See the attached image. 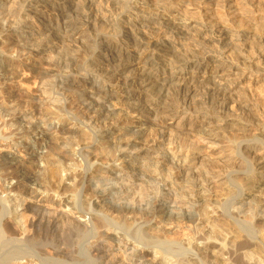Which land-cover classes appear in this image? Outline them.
Instances as JSON below:
<instances>
[{
	"label": "bare ground",
	"instance_id": "bare-ground-1",
	"mask_svg": "<svg viewBox=\"0 0 264 264\" xmlns=\"http://www.w3.org/2000/svg\"><path fill=\"white\" fill-rule=\"evenodd\" d=\"M6 1L0 0V6L5 5ZM37 1L22 0L17 7L18 10L13 14L14 19L0 22V32L7 28H11L14 32L25 31L24 28L26 26L24 22L26 17L29 16L30 11L33 10L34 3ZM105 2L106 0H78L79 4L75 7L80 8V10L83 9L84 14H82L83 12L80 13L77 9L79 14L82 15L77 16L74 14L76 15L74 17L70 15L69 11L71 10H69L67 4L48 2V5L54 11L55 22L44 26L47 30L41 36V41L39 40L42 44L53 42L55 40L54 37L57 39L56 36L59 32L64 31L69 34L73 30L81 28V26L86 28L88 30L86 31L89 33L87 37L85 36V43L82 42L83 44L78 46L80 49L72 52L75 55L74 62L79 63L74 64V66L67 64L55 66L47 74L44 73L48 76V78L47 76L45 77L46 79L52 78L49 83L50 86L47 84L49 91L57 93L65 111L60 109L61 111L59 110L58 112L55 111L43 116L41 115L40 119H37V123L30 127L26 126L24 130L28 135L34 132L36 128L51 130L50 134L51 132L52 134L49 135V139L53 140L54 145L53 147L51 145L52 149H49L50 151H42L43 153H39L40 155L38 156L45 160V166L37 170L36 166L30 164L24 165V163H20L21 161L13 162L8 156H5L0 161V182H3L4 192L6 193L5 197L0 196V264H23L16 261L18 258H25L26 264H145L143 260L148 257L146 248L148 245L150 246L155 243V255L152 258V264H207L200 256L191 252V249H193V246H190L191 244L185 247L181 243L173 242L179 248L188 250V253L193 254L194 257L190 256L191 258H187V256L175 255L166 246L170 244L168 241L155 240L151 237L153 233L151 234L146 229L144 230L143 223L138 219V216L137 218L130 214L132 217L126 220L123 219L122 216L124 214H122V216L118 215L121 217L117 218L116 215L115 218L113 217L114 215L111 216V214L104 211L105 209L102 210L99 204L93 200H83L82 192L87 188H92L96 193L99 190H112L111 196L116 198L115 194L118 193V190L123 189L124 185L133 181L131 179L133 173H124L125 175L123 176L120 173L129 167L126 161L134 155L133 150L138 146L137 140L139 135L143 134V130H135L132 133L134 137L124 141L120 135L119 138L116 137L117 140L115 142L111 143L107 138L109 143L106 147L104 136L100 135L99 130L95 129L97 124L93 126L92 122L96 119H102L103 115L105 116L106 114V112L105 114L103 113L106 109L112 115V117H109V121L114 119V121L107 123L109 125L107 126L108 131H111V126H113L112 128L118 126L122 119L131 118L133 113L141 114L146 110L155 111L158 108L159 101L164 97L171 98L174 102L171 104L170 113H173L171 117H175L177 114H182V118H184L185 116L199 113H217L220 116L225 113H238L242 104L240 105L236 99L230 98L229 92L231 91L232 82L228 81L231 76L225 77L226 75L223 76L222 73L217 74L218 78L216 80L213 79L215 81L211 85L208 84L209 86L207 85L205 88L208 101L203 106H199L195 101H190L196 94L195 90L193 91L194 87L192 88V84L188 82L186 76L188 69L192 68L196 70L203 66L206 67L209 62L213 61V56L220 57L219 55L224 51L223 46L221 47L224 38L234 35V33L228 31L225 26H221V20L216 15H202L201 21H195L200 27L206 28L207 32L203 36H198L191 32L194 24L188 22L187 13H183V15L179 13L177 14L178 17L170 15L169 12L164 13L163 10L152 9L147 11L143 7L131 5L125 12L120 11V14L118 12L114 17L111 13L107 12L109 5L105 6ZM113 20L114 22H112ZM236 34H239L240 40L239 43L235 44L239 53H248L249 58L243 59L242 62L240 61L241 63L239 62L235 66H231V68L229 67L230 70L232 69L233 73L239 77L246 76V74L252 76L255 72L264 73V33L254 36L241 35L240 32H236ZM163 44L168 45L169 51L167 50L168 52L166 53H160L158 50V47ZM1 47L3 46L0 45V50L2 49ZM6 47L10 48L9 46ZM12 48L10 49L12 50ZM10 49L7 50L9 51ZM102 51L105 53L104 58L100 57ZM130 52H134L137 55L139 63H141L140 70L132 75H126L124 74V66L130 63ZM7 58L4 60L0 58V69L6 67L7 62L12 61V58L9 56ZM159 61H162L161 65H159ZM240 64L243 65V68H241L242 65L240 66ZM9 71L5 70L2 75L11 73ZM79 77L88 79L93 89L104 88L105 94L112 95L114 92L116 94L117 92L125 93L128 88L133 86L138 87L139 92L127 95V98L124 101L122 100L123 108L121 106V109L112 108V105L104 103L105 101L103 100L100 101L99 98L95 97L96 99H94L87 93H80L78 97L82 102H85V106L81 112H75L72 109H66L65 106L68 101L67 91L72 85L69 82L73 79H79ZM47 85L45 84V87ZM172 86L176 87L174 93L170 91ZM253 89H251V82H247L245 91L249 95L251 94L248 97L250 104H244L243 107L256 105V112L249 114L252 117L259 118L264 131V95L259 94L262 89L259 93H252ZM3 101L0 102V136H11L7 145L9 146L8 148H12L16 145L14 137L17 136L18 131L9 129L4 134L1 133L4 132L1 130L3 127L7 130L6 127L17 125L19 116L13 113L15 112V108L20 107V101L15 103L18 105L12 110L11 108L13 107ZM11 111L14 112L11 113ZM54 121H59L62 126L58 129L52 128ZM73 121L82 123L83 128L68 127L67 124ZM123 130L126 131L128 129L124 128ZM263 131L262 133H264ZM13 134L14 136H12ZM92 138L95 141L98 139V141H102L101 143H105L101 144L103 147L101 151L94 152L91 148L90 142H92ZM197 139L199 140H197L198 143L203 141L202 137ZM255 139L264 140L261 136ZM44 140H46V137L44 139L33 138L32 143L41 144ZM197 141H194L196 142L195 144H197ZM242 146H239L240 154L247 155V157H252L253 159L258 156L256 154L252 155L257 150L256 144ZM71 147L74 148L75 152H70ZM188 154L189 150L186 157ZM170 161L172 162V160ZM7 166L9 168L11 166L12 174L19 177L21 185L25 186L29 185L27 183L34 179L35 172L38 171V173L41 172L44 175L42 176L43 181L40 182L42 184L45 182L46 187L42 188L41 183L38 185L39 187H31V191H29L31 194L38 195L37 193L40 192H52L54 193L53 196H56L61 193L60 188L67 180L73 181V185H76L77 190L63 201L67 206L70 205L72 208L70 210L62 208L60 205L61 199L58 202L59 204L56 205L51 201L49 204H44L34 198L32 199V196L27 199L11 197L9 193L15 188L13 186L8 188L7 181L10 175L4 172V170L2 171ZM255 167V164H252L251 168L255 169ZM91 168L94 171L110 176H106L105 178L99 177L95 180L96 177L93 176L94 171L90 175L88 174ZM155 168L159 169L160 164L157 163ZM171 170L164 181L169 179L170 182V178L173 177ZM63 171L69 174L64 176L65 173H62ZM112 175H115L117 178H112ZM151 180H154V178L151 177ZM103 181H107V185L104 186ZM155 181L158 187L157 191H159L162 181L159 182L156 179ZM169 182L167 181V183ZM170 183H173L172 180ZM40 186L42 187L40 188ZM155 189L153 188V191ZM247 194L245 192L241 195L245 197ZM259 200L261 202L264 201V196ZM259 200L258 205L261 207ZM114 205L117 206L116 204ZM164 208L166 209V207ZM162 209L163 206L156 203L148 211L150 214L155 215L159 211L162 212ZM172 210L168 211L167 214L172 216ZM259 211L258 209L257 213H254L253 219L250 221L253 228L251 239L247 238L243 242L237 243L235 250L231 249L232 246H223L222 249L227 258L239 252L238 248L240 250L243 246L248 245L254 250H252V254L254 252L256 258L258 257L257 259L264 264V231L259 230V225L257 227L255 223L263 215V210L262 213H258ZM6 214H12L11 221L4 219L5 222L3 220V216ZM197 218L194 215L190 216V220L196 221ZM143 222L146 221L143 220ZM198 224L196 225L198 226ZM198 231L195 232L196 238H199L202 233ZM148 233L151 234L150 237ZM163 236L161 238H164ZM255 255L252 256L255 257ZM221 256L223 257V254ZM250 258H248L249 261L247 260V263L240 261V264H256ZM255 261L257 262V260ZM149 262L151 263V260Z\"/></svg>",
	"mask_w": 264,
	"mask_h": 264
},
{
	"label": "rangeland",
	"instance_id": "rangeland-1",
	"mask_svg": "<svg viewBox=\"0 0 264 264\" xmlns=\"http://www.w3.org/2000/svg\"><path fill=\"white\" fill-rule=\"evenodd\" d=\"M21 2L22 0H7L5 5H1L0 22L14 19L13 14L18 10L17 7ZM48 2H65L64 4H67V7L71 10L69 13L72 17L79 16V11L84 14L83 9L76 8L79 4L78 0H38L34 3L35 6L30 11L29 16L26 17L24 24L27 28H24L25 31L14 32L11 28H7L0 32V45L3 46L0 50V58L3 60L8 59V56L12 58V61L6 63V67L0 69V102L4 100L3 102L13 107L11 108L12 110L18 105L15 103L20 101V107L15 108V112L11 111V113L14 112L13 114L19 116L17 125L6 127L7 130L3 127L1 130L4 131L1 132L4 134L9 129L18 131L17 136L14 137L16 145L8 148L7 142L10 141L11 136H0V161L5 156H8L13 162L21 161L20 163H24V165L30 164L36 166L37 170L43 168L46 163L43 158L38 156L42 151L46 152L52 149L51 145L52 147L54 145L53 140L49 139V135L52 132L50 134L51 130L36 128L34 132L28 135L24 130L26 126L30 127L37 123L41 115L43 116L55 111L58 112L60 109L65 111L57 93L49 91V83L52 78L46 79L45 77L47 76V72L55 66H63L64 64L74 66V64L79 63L74 62L75 55L72 52L80 49L78 46H81L82 42L85 43L89 33L86 28L81 26V28L75 29L69 34L64 31L65 35L63 32H59L60 35L58 33L57 39L54 37L55 40L53 39V42L42 44L40 42L41 36L47 30L44 26L55 22L54 11L48 5ZM107 4L110 10L107 12L111 13L114 17L118 12L120 14V11L125 12L131 5L143 7L147 11L152 9L163 10L164 13L169 12L173 16H178L177 14L179 13L181 15L187 13L188 22L194 24L191 32L198 36H203L207 32L206 28L200 27L195 21H201L202 15L218 16L221 20L220 25L225 26L234 35L224 38L223 45H221L224 51L219 55L220 57L213 56V61L209 62L206 67L203 66L204 68L200 67L196 70L192 68L188 69L186 76L188 82L192 84V88L194 87L193 91L195 90L196 94L194 96L196 98L192 97L189 99L192 102L198 103L199 106L206 104L208 101L205 94L206 86L208 84L211 85L218 78V73H222L223 76L226 75L225 77L231 76L230 80L228 79V82H232L231 91L229 92L230 98L236 99L242 105L238 113L235 112L234 114L225 113L220 116L217 113H211L212 115L199 113L188 115L184 118H182V114H177L175 117H171V114H173L170 113L171 104L174 102L171 98L164 97L159 101L158 108L155 111L146 110L141 114L133 113L131 118L122 119L118 126L114 128L111 126V131L107 130V126H109L107 123L114 121V119L109 121V117H112V115L106 109L107 111L103 112L104 114L106 112V114L105 116L103 115L102 119L92 121L93 126L97 124L95 129L99 130L100 135L104 136L106 144L101 143L102 141H98V139L95 141L92 138V142H90L91 148L94 152L101 151L103 148L101 144H105L107 147L108 140L110 143L115 142L120 135L122 137L120 138L124 141L134 137L132 133L135 130H143V134L139 135L137 140L138 146L133 150L134 155L130 157L131 159L129 158L131 161H126L129 167L120 173L121 176L125 175L124 173H133L131 177L133 181L124 185L123 189L118 190V193L115 194L117 199L111 196L112 190H99L96 193L92 188H87L82 192V199L93 200L99 204L102 210L105 209L104 211L111 214V216L114 215L113 217L117 215L116 217L118 218L124 214L125 216H122L123 219L128 220L132 216H138L139 218H137L143 223L144 230L146 229L147 232L153 233L152 235L148 233V236L150 237L151 235L155 240L168 241L170 244L166 246L175 255H183L187 256V258L190 256L194 257L193 254L188 253V250L179 248L173 242L181 243L185 247L191 244L190 246H193L191 252L196 253L207 264H240V261L247 263L250 257L254 263H260L261 261L257 259L258 257L256 258L254 252L252 254L253 249L248 245L243 246L240 250L238 248L239 252L234 254L237 257L233 255L229 258L224 255L222 248L229 245L230 247L232 246V250H235L237 243L243 242L247 238H252L253 228L250 221L258 209L260 210L258 213H262L263 210V215L255 223L256 226L259 225V230L264 231V201L261 202L259 200L264 196V140L255 139L258 136L264 138V133H262L263 129L259 118L250 115L252 112H256V105L243 107L244 104H250L248 97L251 94L249 95L245 91L247 82H251V89L255 87L252 93H259L262 89V93L260 92L259 94L264 95V73L255 72L252 76L246 74V76L239 77L233 73L232 69L230 70L231 66H235L240 61L242 62L243 59L249 58L248 53H239L235 45L240 41L239 34L237 35L236 32L248 36L264 33V0H106L104 5L106 6ZM51 29L54 31L53 28ZM81 30L84 31L82 32ZM31 34H34V36ZM58 36L60 37L58 38ZM15 43L16 45H14ZM5 45L15 48L11 50ZM7 49L10 50L8 51ZM2 50L3 52H1ZM158 50L160 53H166L169 51L168 45H160ZM100 54V57L104 58V51ZM129 59L130 63L124 66V74L126 75H132L140 70L141 63H139L137 55L134 52H130ZM161 64L162 61H159V65ZM241 68H243V65ZM5 70H10L9 72L12 74L8 73L3 76L2 74H4ZM69 83L72 85L67 91L68 101L65 107L75 112H81L85 106V102H82L78 97L80 93H87L94 99L99 98L100 101L103 100L105 101L104 103L112 105V108L121 109V106L123 108L122 102L127 98V95L139 92L138 87L133 86L128 88L125 93L117 92L116 94L114 92L112 95L105 94L104 88L93 89L91 82L84 77L73 79ZM45 84L49 86L45 87ZM175 88L172 86L170 91L174 93ZM60 126L62 124L59 121H54L52 124V128L54 129H58ZM67 126L83 128V124L78 121L68 123ZM124 128L128 130L124 131ZM172 130L174 131L172 132ZM45 137L46 140L42 141L41 144L32 143L33 138L44 139ZM201 137L203 141L200 140L201 142L198 143L199 140L197 138ZM194 141H197V144ZM254 144L257 145V150L252 155H258L254 159L239 153L240 145L252 146ZM187 149L189 150V154L186 157ZM70 152H75L74 148L71 147ZM157 163L160 164L161 169L155 168ZM252 164H255V169L251 168ZM3 170L10 175L7 181L8 188L12 186L15 188L9 193L11 197L27 199L32 196V199L34 198L44 204H49L51 201L56 205L59 204L58 202L61 199L60 205L62 208H67V210L72 208L70 205L67 206L63 201L77 190L76 185H73V181L67 180L61 186V193L59 195L53 196L54 193L52 192H40L36 195L29 192L31 191V187H37L40 183L43 186H40V188L46 187L45 182L44 184L40 182L43 181L42 176H44L41 172H35L34 179L27 183L29 185L25 186L21 185L19 177L12 174L11 166L10 168L7 166ZM170 170L173 172L170 182L172 180L173 183H170L169 179H167L169 183L164 181ZM93 171L94 169L91 168L88 174L90 175ZM62 173H65L64 176L69 174H66V171ZM93 176L96 177V180L99 177L105 178L110 175L94 171ZM114 177L117 178L115 175H112V178ZM151 177L154 180H151ZM155 179L159 180V182L162 181L159 191H157L158 187ZM102 183L105 186L108 182L103 181ZM153 188H156V192L153 191ZM4 190L3 182H0V196L2 197L6 195ZM245 192L248 194L242 197L241 194ZM257 199L261 202V207L258 205ZM156 203L163 206L162 212L159 211L155 215L150 214L148 210ZM171 210L173 212L172 216L167 214ZM193 215L198 217L196 221L190 220V216ZM11 216L12 214H6L3 216V220L11 221ZM142 219L146 222H143ZM198 230H201L200 233H202L199 238H196L195 232ZM162 235H164V238H161ZM155 247L156 243L147 246L148 257L143 260V263L152 264ZM148 251L151 252L149 253ZM220 254H223V257ZM252 255H255V257ZM149 260H151V263ZM16 261L26 264L25 258H18Z\"/></svg>",
	"mask_w": 264,
	"mask_h": 264
}]
</instances>
